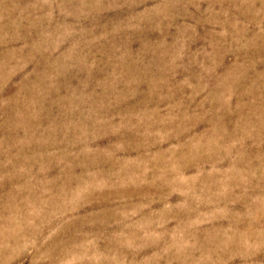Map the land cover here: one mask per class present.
I'll use <instances>...</instances> for the list:
<instances>
[{
  "label": "rangeland",
  "instance_id": "1",
  "mask_svg": "<svg viewBox=\"0 0 264 264\" xmlns=\"http://www.w3.org/2000/svg\"><path fill=\"white\" fill-rule=\"evenodd\" d=\"M0 264H264V0H0Z\"/></svg>",
  "mask_w": 264,
  "mask_h": 264
}]
</instances>
